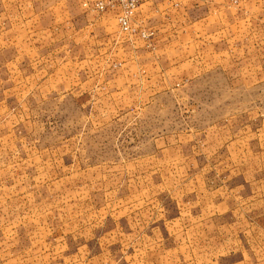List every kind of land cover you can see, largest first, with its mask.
Instances as JSON below:
<instances>
[{
	"label": "rangeland",
	"instance_id": "374dc122",
	"mask_svg": "<svg viewBox=\"0 0 264 264\" xmlns=\"http://www.w3.org/2000/svg\"><path fill=\"white\" fill-rule=\"evenodd\" d=\"M116 31L125 48L107 45L85 84L77 73L75 91L38 93L35 77L10 79L0 63V264H212L218 257L212 222L192 221L186 190L196 183L203 195L211 190L213 124L264 115V93L215 94L221 79L210 77L143 91L156 89L146 86L150 74L165 89L169 63L135 67L140 31ZM251 218L232 240L248 264H264V221Z\"/></svg>",
	"mask_w": 264,
	"mask_h": 264
},
{
	"label": "crops",
	"instance_id": "0c3cea01",
	"mask_svg": "<svg viewBox=\"0 0 264 264\" xmlns=\"http://www.w3.org/2000/svg\"><path fill=\"white\" fill-rule=\"evenodd\" d=\"M230 1L156 0L138 6L131 23L136 31L150 35L144 41L135 36V67L169 63L162 82L165 89H159L161 82L150 74L146 86L156 89L143 91L171 92L183 88L174 83L177 78L210 77L221 79L211 89L215 94L264 93V0H238L236 7ZM90 2L0 0V63L5 77H35L38 93L75 91L77 73L85 84L92 61H101L107 45L126 46L116 33L115 12L89 11L83 4ZM119 60L123 67L125 57ZM16 62L19 72L13 73ZM61 78L67 80L56 85L55 79ZM19 88L23 92L24 86ZM221 119L213 124L217 141L211 153L215 162L211 190L203 195L204 185L201 189L198 183L194 188L188 184L186 195L195 201L192 221L212 222V237L219 239L211 247L218 254L212 264H248L232 238L243 237L245 223L253 222L251 215H259L255 222L264 221V115L244 112ZM214 222L222 224L215 227ZM208 236L195 234L196 239Z\"/></svg>",
	"mask_w": 264,
	"mask_h": 264
},
{
	"label": "built area",
	"instance_id": "2783aa9c",
	"mask_svg": "<svg viewBox=\"0 0 264 264\" xmlns=\"http://www.w3.org/2000/svg\"><path fill=\"white\" fill-rule=\"evenodd\" d=\"M156 0H91V2L84 3L83 7L89 11L102 13L107 10L115 12V23L119 32L124 34H135V29L131 26V20L134 17L138 6L141 3L153 2ZM235 4L236 1L234 0ZM141 39H146L150 34L145 31L138 32Z\"/></svg>",
	"mask_w": 264,
	"mask_h": 264
}]
</instances>
